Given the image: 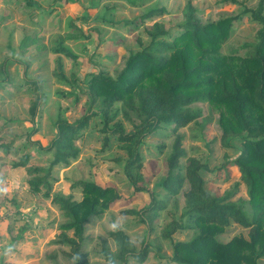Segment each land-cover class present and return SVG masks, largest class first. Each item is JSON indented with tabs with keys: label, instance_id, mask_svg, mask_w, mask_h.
I'll list each match as a JSON object with an SVG mask.
<instances>
[{
	"label": "rangeland",
	"instance_id": "1",
	"mask_svg": "<svg viewBox=\"0 0 264 264\" xmlns=\"http://www.w3.org/2000/svg\"><path fill=\"white\" fill-rule=\"evenodd\" d=\"M0 0V264H75L67 253L70 248L58 245L60 226L68 220L52 198L31 191L27 170L16 167L26 158L29 165L48 167L53 160L46 153L56 136V123L64 119L75 123L87 114L92 116L76 145L81 149L77 160L53 171L52 195L83 199L81 182L102 188H114L121 199L101 216L86 224L83 252L90 264H109L102 253L103 241L115 252L111 234L122 230L137 251L148 245L143 263L130 259L128 264H178L173 261L174 244L193 240V230H179L171 239L164 234L171 223L184 224L186 184L177 197H169L162 184L168 172L176 136H182L185 152L180 161L186 177L188 162L199 160L206 189L213 195L235 193L233 202L248 201V189L234 161L243 151L241 137L225 136L219 124V111L208 104H198L202 117L177 133L163 126L148 136L140 152L144 182L136 191L125 174L128 154L116 136L103 132L105 120L101 104L94 102L90 81L94 75L115 78L128 59L151 43L150 30L156 23L170 31L171 42L184 21L189 1L197 9L202 23L239 17L222 47L225 55L245 56L259 43L261 24L252 19L248 9H256L260 0ZM166 8L168 15L144 19L153 9ZM70 51L75 58L65 52ZM62 72L65 80L55 76ZM39 101L33 123L30 109ZM118 113L127 133L134 125ZM135 124L138 120L133 117ZM109 137L106 144V138ZM156 201L167 202L151 225L144 224L130 211H142ZM146 220L148 218L143 217ZM249 230L231 224L218 240L227 243L236 236L248 239ZM73 236V231L68 232ZM259 264H264V258Z\"/></svg>",
	"mask_w": 264,
	"mask_h": 264
},
{
	"label": "trees",
	"instance_id": "2",
	"mask_svg": "<svg viewBox=\"0 0 264 264\" xmlns=\"http://www.w3.org/2000/svg\"><path fill=\"white\" fill-rule=\"evenodd\" d=\"M248 12L261 24V29L259 43L251 46L252 51L245 56L222 53L239 17L204 24L189 1L184 21L171 42L159 40L169 37L170 31L156 23L148 31L150 45L132 55L115 78L99 74L90 81L93 100L101 104L100 114L105 120L103 132L116 136L122 150L128 154L125 174L138 192L145 190L139 186L144 182L140 152L144 140L164 125L174 127L177 133L195 122L203 114L198 104H208L219 111V124L225 136L242 138L243 151L234 163L247 186L249 199L237 203L232 201L233 192L218 196L206 189L202 176L206 167L199 160H190L186 177L181 174L180 161L185 152L182 136H176L162 186L169 197L174 198L189 185L185 193L186 222L171 223L164 236L171 239L179 230L186 229L195 233L192 241L174 244L173 261L178 264H259L264 258V0ZM166 15V8H157L144 19ZM65 53L75 58L70 51ZM55 76L65 80L62 72H56ZM116 104L122 105L123 117L134 125L129 133L121 122L110 126L118 114L112 112ZM38 105L37 100L30 109L33 123ZM98 113L87 114L75 123L57 121L56 136L46 149L53 158L48 167L29 165L30 158L16 165L27 170L31 191L52 198L67 218L60 226L62 234L57 244L70 248L67 254L75 264H90L89 255L83 252L85 226L90 218L103 215L121 196L114 188H102L91 182L79 184L83 191L79 202L72 197L52 195L53 171L78 159L81 149L76 141L92 116ZM133 117L139 124L134 123ZM167 205L165 201H156L142 211L127 214L140 216L144 224L151 225ZM145 216L148 220L143 218ZM233 223L249 230L248 239L240 235L227 243L220 242L218 236ZM70 231L73 236L68 235ZM111 237L116 251L109 249L107 240L103 241L102 250L109 264H128L130 259L141 263L147 260L148 245L137 251L122 230L112 233Z\"/></svg>",
	"mask_w": 264,
	"mask_h": 264
}]
</instances>
